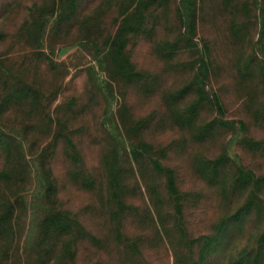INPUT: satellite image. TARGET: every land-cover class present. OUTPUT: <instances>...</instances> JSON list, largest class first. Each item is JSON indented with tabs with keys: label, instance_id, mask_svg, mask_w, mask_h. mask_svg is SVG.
<instances>
[{
	"label": "rangeland",
	"instance_id": "obj_1",
	"mask_svg": "<svg viewBox=\"0 0 264 264\" xmlns=\"http://www.w3.org/2000/svg\"><path fill=\"white\" fill-rule=\"evenodd\" d=\"M198 100L189 126L181 113ZM128 139L176 174L179 218L164 186L150 194L169 247L139 219L126 165L121 201L135 212L123 235L142 239L139 253L103 223L108 169L126 163ZM0 143V220L13 211L0 264H264V0H0ZM240 174L251 181L233 186ZM50 207L101 245L45 252Z\"/></svg>",
	"mask_w": 264,
	"mask_h": 264
},
{
	"label": "trees",
	"instance_id": "obj_2",
	"mask_svg": "<svg viewBox=\"0 0 264 264\" xmlns=\"http://www.w3.org/2000/svg\"><path fill=\"white\" fill-rule=\"evenodd\" d=\"M200 90L203 94L204 88H200ZM200 101L201 100H198L196 104L191 105L185 113H181L182 119L188 121L187 124L189 126H191V122H193L192 117L194 116V112L197 111V108L199 106L198 104L201 103ZM149 123L150 119L142 123L143 125H140L141 127L139 128V131L142 130L144 127L146 128ZM127 147L130 151L126 152L125 149L124 158L126 163L124 164V161L123 163H121L122 161L119 162V159H115V162L112 163L108 169L109 179L104 189V193L107 195L106 211L109 215L110 220H104L103 223L108 225L109 227L111 224L112 230H110V232L112 233L114 238L118 240L119 250H122L124 252L139 253V248L140 244H142V239L138 238L134 241L128 239L123 235V231L126 226V221H128L129 218H132L131 215L135 212L134 207L124 204L121 201V199L125 197L128 190V187L125 184L126 182L124 174L126 172L123 168V166L126 165L125 168L127 167V169L129 170V174H131V179H133V183L136 187L138 195L140 196L139 198L141 201L142 208L139 212V219L145 222V224L151 228V231L154 232V238L160 242L162 247H169V240L166 239L169 230L166 229L163 214L159 211V208L157 206L159 202L156 203L155 201H153L150 194L154 190L157 191L160 186H164L165 194L161 196L160 200L164 199V197L165 199L167 198L169 204H171L175 209L176 214L174 213V216H178L179 218V214H181V212H179L178 210L179 208H181V206L178 205V199H180V196L179 194H177V192H175L176 174L172 169L166 167L165 165H163L162 162L159 161V158H157L159 152H153L154 150L151 145L147 144L144 140L140 139L138 143H135L131 142L128 139ZM115 152L116 151H114V153ZM203 162H201L200 164V169L202 170L204 181L207 182L208 185H213V182L218 176L219 162ZM78 173L79 172H76L74 175L75 181L78 182L79 179H82L83 181L81 183L85 182L91 186L94 185V181L90 179V177H87V179L85 180L86 177ZM156 175L163 177L164 183L160 182L158 185H156L157 183H152L151 181L156 177ZM251 179L252 175L248 176L240 174L232 185L235 186L237 184H242L246 181H251ZM46 183L49 184L48 177L46 178ZM53 184H50L52 192L49 193V196L51 195L52 197H56V191H54L55 184L54 186ZM45 194L47 195L48 191H46ZM177 211L179 212V214ZM12 213L13 211H11L9 215H7V221L5 220V222H3L4 220H0V224L2 226H5L9 223V226L7 227L12 229L10 224ZM47 213L48 216L40 222L39 226L42 237L44 238L42 249L45 252L51 249L57 254V252H62V250H64V247H67V250L73 249L80 241H84L85 238L89 239L90 242H93L94 244H98L99 246L101 245L99 244L101 242H98L99 239H96L94 236L86 232V230L77 220V218L69 211L59 210L50 207V210H48ZM137 215L138 214H135V216ZM126 217L129 218L126 219ZM132 221L133 219H131L130 222ZM178 224L179 223L175 224L174 227H178ZM213 244V240L207 239V241L204 243V246L206 248H210ZM54 259L55 258H53L52 261Z\"/></svg>",
	"mask_w": 264,
	"mask_h": 264
}]
</instances>
